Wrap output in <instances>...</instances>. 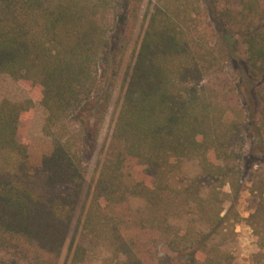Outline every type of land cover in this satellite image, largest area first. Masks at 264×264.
<instances>
[{"label":"trees","instance_id":"obj_1","mask_svg":"<svg viewBox=\"0 0 264 264\" xmlns=\"http://www.w3.org/2000/svg\"><path fill=\"white\" fill-rule=\"evenodd\" d=\"M143 2L0 0V75L39 93L51 145L35 186L26 139L35 104L0 103V264H60L94 155L81 238L62 264H86L101 239L111 245L104 264H232L215 240L249 169L264 162V0L146 7L97 152ZM186 160L209 182L206 196L195 182L174 183ZM221 194L223 217L212 212ZM130 198L144 207L115 212ZM247 222L258 243L252 262L264 264V193Z\"/></svg>","mask_w":264,"mask_h":264},{"label":"rangeland","instance_id":"obj_2","mask_svg":"<svg viewBox=\"0 0 264 264\" xmlns=\"http://www.w3.org/2000/svg\"><path fill=\"white\" fill-rule=\"evenodd\" d=\"M154 1L155 0H144L136 25L133 27L130 36H128L120 75L116 82L109 109L100 129L97 152L100 151L103 143L106 141L111 132L115 106L119 96V87L123 81L125 70L130 63L134 50L137 48V43L139 42L143 31L144 24L142 17L145 12V8L149 7L151 10ZM242 51L243 48L240 46L238 50L240 56H242ZM227 73L228 75L231 73L230 69H227ZM39 99V93L35 90L29 89L25 82L21 80H14L5 75H0V103L4 100H8L13 103L24 100H33L35 104V111L28 126L26 136L29 143L28 152L31 171L30 177L35 186H39L42 181V177L39 173L41 159L44 155L51 151L50 141L42 134L44 110L39 105ZM96 158L97 157L94 155L91 160L88 161L87 174L85 176L79 201L72 217L71 226L67 235L60 264L63 262L72 238H76L77 240H80L81 238V214L83 207L88 200L87 194L89 191L91 192L96 178ZM191 182H195V184L202 188L203 196L207 195L210 186L209 182L201 176L200 169L196 161L186 160L183 162L179 172L175 175L174 183L181 185ZM223 191L228 192V189L224 188ZM260 193H264V162L251 167L247 173L243 191L239 196L234 211V215L236 213L240 219L239 222H236L233 214L229 215L228 220L223 225L222 235L218 236L215 240V244L220 248L221 255H230L232 257V264H253L252 257L258 252L257 238L254 236L247 219L256 209L258 204V195ZM224 200V195H218L216 200L217 205L212 208V212H220L221 217L226 214L228 208L230 207L228 202H223ZM143 207V200L130 198L120 208L115 209V212L121 214H134ZM171 223H178V221L176 219H171ZM84 243L88 244L87 240ZM110 249L111 245L108 241L103 239L99 240L97 242V247L91 248L86 264H104L103 261L109 255Z\"/></svg>","mask_w":264,"mask_h":264}]
</instances>
